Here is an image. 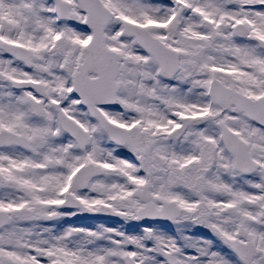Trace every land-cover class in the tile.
<instances>
[{"label":"snow or ice","instance_id":"obj_1","mask_svg":"<svg viewBox=\"0 0 264 264\" xmlns=\"http://www.w3.org/2000/svg\"><path fill=\"white\" fill-rule=\"evenodd\" d=\"M0 264H264V0H0Z\"/></svg>","mask_w":264,"mask_h":264}]
</instances>
